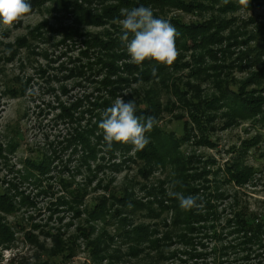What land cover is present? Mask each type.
Instances as JSON below:
<instances>
[{"label": "rangeland", "instance_id": "obj_1", "mask_svg": "<svg viewBox=\"0 0 264 264\" xmlns=\"http://www.w3.org/2000/svg\"><path fill=\"white\" fill-rule=\"evenodd\" d=\"M141 1L39 0L25 19L11 29L0 28V195L4 199L0 228H5L9 239L5 243L0 239V264H213L221 259L209 256L213 248L224 249L232 242V238L210 239L214 224L197 225L198 218L195 225L201 234L196 228L189 233L181 225L174 226L172 213L160 207L169 198L167 193L175 192L177 173L170 165L150 167L137 160L128 162L123 173H114L103 153L100 131L96 134L101 139L94 137L97 160L84 161L87 153L79 136L91 131L97 118L102 119L103 113H89V105L102 95L112 104L118 97L126 102L134 99L141 112L152 107L159 116L154 130L158 137L174 136L178 141L182 137L181 150L187 158H195L193 169L219 172L178 187L176 192L199 197L202 207L194 208L200 211L196 216L212 222L211 213L205 211L209 192L228 197L216 203L219 226L242 209L264 214V33L256 28L264 29V6L245 10L236 3L234 12H223L215 5L187 13L170 5L150 4L155 18L169 22L190 27L210 20L224 23L222 41L212 47V54L208 48L176 47L173 67L157 71L158 78L151 82L130 80L111 98L99 86L110 58L120 53L117 65L124 68L119 72L123 78L125 66H137L129 63L126 45L120 44V25L108 19L102 27L79 25L76 18L79 14L101 17L119 6L115 17L119 19L126 2L133 3L131 10ZM181 1L193 5L202 0ZM28 2L33 5V0ZM69 34H74L73 39L64 42ZM88 34L118 38L119 43L88 51L83 39ZM137 68L140 73L146 67ZM244 101L259 104L255 118L242 120L233 113ZM78 102L83 105L75 118L65 119L63 109ZM192 116L203 122L202 130ZM30 164L39 171L33 173ZM227 166L247 171L245 185L227 182ZM130 198L139 204L128 205ZM9 205L11 209H6ZM143 225L159 232L152 241L168 238L161 254L136 249L126 237ZM248 248L237 257L230 254L223 259L246 258L238 264H264V237ZM192 251L207 256L192 259Z\"/></svg>", "mask_w": 264, "mask_h": 264}, {"label": "trees", "instance_id": "obj_2", "mask_svg": "<svg viewBox=\"0 0 264 264\" xmlns=\"http://www.w3.org/2000/svg\"><path fill=\"white\" fill-rule=\"evenodd\" d=\"M37 0H33V5H31V11L35 7H37L35 4L38 3ZM236 3H239L238 0H202L200 3L195 2L193 5L185 4L181 0H142L137 6L134 5L133 7H139V6H145L150 7V4L152 5H170L175 8H178L180 10H183L184 12L191 13L195 11L194 8H197L196 10H208L209 8L215 7V5L219 6V9H222L223 12L225 11H236L237 5ZM133 3L126 2L124 9H130L129 7ZM243 6V5H242ZM264 6V0H248V4L246 6H243L246 9H253L254 7H262ZM119 6H114L107 11L104 12L103 16L101 17H95L91 14H79L77 16V23L79 25H87V26H94V27H102L105 25V23H108V21H105L104 19H108L110 21L117 22L118 19H115V17H118L119 14ZM122 18V17H121ZM119 18V19H121ZM172 26L176 29V47H183V49H194V50H201V49H210V53L214 52L213 48L214 45L217 43H221L222 38L221 33L222 30L225 29L223 26L224 23L222 22H216L214 20H210L208 24H201L198 26L190 27L184 24H181L180 22H177L173 20L170 22ZM223 26V27H222ZM212 28H214V32H211ZM257 32L264 33V29L258 25ZM74 34H69L64 38L65 40H71L73 39ZM107 36V34L105 35ZM84 44L86 46V50L88 51H94L96 49L104 50L109 47H113V45H117L118 38L115 40H111V37H101L100 35H90L84 36ZM131 39V38H130ZM119 43V42H118ZM113 44V45H112ZM122 45L123 43L120 42ZM110 60H112L111 64H109L106 67V71L104 72L105 78L99 83V86H103L105 90H107L108 97L114 98L116 95V92L122 89L123 86L128 85L131 81H138V82H151V80H156L158 78V74L156 76L152 75L151 72V65L155 64V61H145L143 66L146 67L145 71H138L137 66H125L126 71V77L123 78L119 75V72L124 69L123 66L119 67L117 64L119 61H121L120 53L116 52ZM146 63V64H145ZM159 72L163 73L168 67L166 66H159ZM173 67V65L171 66ZM115 77V81H112V79ZM130 77V78H129ZM108 88H112L113 90L109 91ZM101 95L102 92L99 90ZM245 99V98H243ZM238 104V103H237ZM82 102H78L71 106V108L63 109V116L65 119L73 120L75 118L74 113L77 112L82 107ZM112 105V102L104 97V95L100 96L96 99V102L94 104H90L89 107L92 108V110L89 111L90 115H93L94 113H103L108 107ZM240 109L234 110L233 113L237 116V118H241L242 120H250L256 117V115L259 112V104H251L247 101L239 103ZM256 109L257 112H256ZM159 110V109H158ZM244 113V114H243ZM84 114V113H82ZM135 115L140 119V122L142 124L146 123V120L149 116L155 117L156 122L159 119L158 112L152 109V107H148L145 112H141L140 110L135 109ZM194 123L199 125V130H202L200 128V124L203 123L200 120H196L198 116H192ZM101 118H97L94 124H91V128L88 133H85L83 135L79 136V142L83 146L84 151L87 153V155L83 158L84 161L89 160H97L98 158V151L96 150V146L94 144V141L97 139L98 141L101 139L100 136L97 135L96 132L102 130L99 128V123L101 122ZM156 123L154 124L153 129L146 133V135L149 137L150 142L148 145L142 150L135 153L134 156L131 155L132 152V145H125V144H119V143H113L112 149L108 150L105 142L101 140L103 143V153H105L106 156L109 157V162L111 161V167L110 169L114 173H121L123 170L125 171L126 164L129 163H136L137 160H141L142 162H145L147 165L152 167L153 164H156L155 166H162L167 167V165H170L174 168L175 173V180L177 183L176 186L174 185L175 192L179 190L178 187H182V182H193L195 179H200L205 174V177L209 176H217L219 172L211 171V170H203L202 168H195L192 167L195 164V161L193 157L187 158L186 154L181 150V143L179 141L183 140L181 139L178 141L177 139L173 137H158L156 134L157 130ZM193 130V129H189ZM204 130V129H203ZM97 135V136H95ZM96 137V139L94 138ZM188 137H185V140H187ZM93 140V141H92ZM184 140V141H185ZM183 143V142H182ZM197 161V160H196ZM119 162V163H116ZM31 171L34 173V171H39L34 168L33 164H30ZM211 165H215L213 162H211ZM127 168L128 165H127ZM214 168V167H213ZM202 169V170H201ZM215 169V168H214ZM123 171V172H124ZM122 172V173H123ZM225 173L227 176V182L234 181L236 185L243 186L245 185L246 178H248L247 171L245 170H231L230 166H227L225 169ZM195 175V176H193ZM210 184V182H208ZM205 189L204 187H202ZM210 191L207 190V192ZM184 195L183 192L180 191ZM191 195V194H190ZM198 195V194H197ZM195 196V195H194ZM221 198H228L227 195L220 194L219 192L210 193L205 197L207 208L205 211L207 213H211L212 222H206L204 220L203 216H196L195 213L200 214L195 211L194 209L191 211H183L179 206V200L174 197H169L162 200V203L160 207H162L165 210H168L172 213L173 216V223L176 227L177 225H181V228L183 229H189V233L196 231L198 234H201L202 230L195 225L197 221L195 220H201L197 225H200L201 222L203 223H213L214 226L212 227V230L210 231V239L217 240L219 242H222L226 240L227 238H232V242H230L229 246L227 248H219L215 246L212 250V253L209 254V256H214L217 258L218 256H221V259L216 261L214 260L213 264H238L239 259L236 260H229L226 261L223 258L228 257L230 254L237 255L241 253L242 251L248 250L249 246L256 245L257 243H260L261 237H264V214H257V213H250L247 209L239 210L237 213H233L231 215V218L227 220L224 224L220 225L218 222L221 221V214L218 212V206L216 203L218 200H222ZM3 196L0 195V204L3 201ZM128 205H138L139 203L135 202L133 199L128 200ZM166 201L168 204L165 205ZM3 205V204H2ZM141 208L145 207V205L141 204ZM6 209H11V206H7ZM161 209V210H163ZM147 210H151L150 207H147ZM153 210V209H152ZM154 211V210H153ZM205 211H201L203 214H205ZM155 212V211H154ZM153 213V212H151ZM159 215V214H158ZM160 218V216H157ZM198 218V219H197ZM198 220V221H199ZM220 230V232H219ZM2 238H0L3 243L8 241L5 234V228H0ZM158 231H150V228L148 226H141L140 228L132 229L131 231L127 232L125 235L126 237L135 245L136 249L138 248H145L147 251H156L157 253L161 254L162 248L165 246L164 241L165 239L160 238L159 240H153V237L158 235ZM145 249H141L143 252ZM137 255V254H135ZM192 259L201 258L204 259L207 255L205 254H198L195 251H192L190 253ZM246 258H241L240 260L245 261Z\"/></svg>", "mask_w": 264, "mask_h": 264}, {"label": "clouds", "instance_id": "obj_3", "mask_svg": "<svg viewBox=\"0 0 264 264\" xmlns=\"http://www.w3.org/2000/svg\"><path fill=\"white\" fill-rule=\"evenodd\" d=\"M227 2V0H225ZM240 5L246 6L248 0H238ZM31 12L28 0H0V28L5 30ZM122 19L117 23L121 28L120 40L126 45L130 56L129 63L143 67L145 61H155L151 68L153 76L157 75L159 66L171 67L178 56L175 39L176 29L164 18H155L150 7L139 6L121 9ZM131 37V39H130ZM128 95L127 92L124 93ZM136 103L134 99L127 102L122 97L102 114L99 128L103 132V141L107 149L111 150L113 143L132 145V151H142L150 142L146 133L150 132L156 123L155 117L149 116L142 124L135 115ZM169 197L179 200L183 211H191L202 207L198 204V196H185L180 192L169 191Z\"/></svg>", "mask_w": 264, "mask_h": 264}]
</instances>
